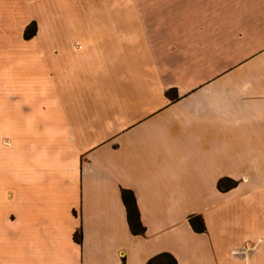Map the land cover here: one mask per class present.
<instances>
[{
	"label": "crops",
	"instance_id": "1",
	"mask_svg": "<svg viewBox=\"0 0 264 264\" xmlns=\"http://www.w3.org/2000/svg\"><path fill=\"white\" fill-rule=\"evenodd\" d=\"M14 1L0 264H264V0Z\"/></svg>",
	"mask_w": 264,
	"mask_h": 264
},
{
	"label": "trees",
	"instance_id": "2",
	"mask_svg": "<svg viewBox=\"0 0 264 264\" xmlns=\"http://www.w3.org/2000/svg\"><path fill=\"white\" fill-rule=\"evenodd\" d=\"M36 33L35 22L30 23L24 30L23 36L25 39H29ZM169 94V93H168ZM235 182H232L231 186L225 184L224 180L219 182L218 187L221 189H228L233 187ZM121 198L126 208L127 222L130 232L133 235H144L145 228L141 223L139 210L136 204L135 196L132 191L127 189H121ZM189 222L193 229L197 232H203L205 230L201 217H190ZM75 241H79V233L74 235ZM147 264H177L175 258L168 253H162L151 258Z\"/></svg>",
	"mask_w": 264,
	"mask_h": 264
},
{
	"label": "rangeland",
	"instance_id": "3",
	"mask_svg": "<svg viewBox=\"0 0 264 264\" xmlns=\"http://www.w3.org/2000/svg\"><path fill=\"white\" fill-rule=\"evenodd\" d=\"M14 2H16L17 4H15V6H13V8L17 9L19 11V15H22V17L25 16V10H27V7L30 8L31 5L35 2V0H15ZM34 4L32 5V7L27 10V13L30 14H37L36 10H34Z\"/></svg>",
	"mask_w": 264,
	"mask_h": 264
}]
</instances>
